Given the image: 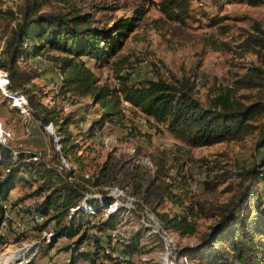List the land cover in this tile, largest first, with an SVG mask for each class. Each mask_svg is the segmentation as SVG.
<instances>
[{
  "label": "rangeland",
  "instance_id": "1",
  "mask_svg": "<svg viewBox=\"0 0 264 264\" xmlns=\"http://www.w3.org/2000/svg\"><path fill=\"white\" fill-rule=\"evenodd\" d=\"M150 1L157 0H89L86 4L94 21L103 26L132 17L136 11L144 9L136 30L106 65L83 59L100 85L117 88L118 76H127L131 82L156 74L162 79L186 76L195 82V97L204 102L222 88L236 87V81L249 73L250 68L264 71V53L241 54L238 49L245 32L254 33L256 25L264 32V0L258 5L250 4L248 0H192L191 17L184 25L165 19ZM19 2L3 0L0 6V59L9 29L15 23L9 12H15ZM211 19L220 22L210 26ZM48 55L55 56L44 53L42 58H35L37 63L32 65L20 60L23 71L34 77L23 89L42 107L57 112L59 120L69 119V131L84 159V179L93 182L94 177H100L99 188L113 199L111 206L106 208L100 204L99 208H90L86 201L81 203L80 208L86 204L83 209L89 214L94 215L96 208L101 210V215L90 219L91 222L96 223L100 218L105 220L117 209H125L119 218L120 225L109 233V237L102 238L104 247L108 242L116 247L117 240L127 243L138 232L142 239L138 241L136 254L127 259L115 252L112 257L124 264H197L185 256L178 257L177 253L183 248L194 247L215 224V218L199 215L196 218L197 233L180 237L162 230L160 222L149 210L140 215L137 204L151 203L148 194L156 185H168L175 196L174 201L154 205L157 213H166L170 217L182 213L185 207L195 208L206 201L226 203L235 198L243 186L239 174L253 169L264 153V145L259 147L264 138V114L256 117V130L242 142L191 148L174 138L165 125L154 123L123 103L122 120L115 118L89 138L86 128L103 110L93 105L90 97L76 100L63 97L59 93L62 75ZM7 84V73L0 69V144L12 149L13 154H35L38 156L36 161L51 160L61 148L55 128L52 124L43 128L31 114L26 97L17 92L10 93ZM235 96H249L250 102L264 101V78L262 88L237 89ZM77 119L83 120L79 126L73 124ZM32 160H35L33 155ZM59 161L60 170L68 171L72 167L63 157H59ZM100 172H103L102 177ZM37 185L36 181H30L18 186L10 196L12 205L18 198L16 205H10L9 209L3 205L6 220L1 226L4 238L0 244V264L71 263L69 248L75 239L62 238L52 248L47 247L53 237V224L42 232L37 229L44 220L34 211L35 203L42 198L35 194ZM252 190L264 205V183H257ZM86 195V200L102 199L99 194ZM133 209L137 213L130 212ZM88 235L101 236L94 230ZM174 248L177 249L175 253ZM83 250L91 252L93 247L85 245L79 251ZM76 264L87 262L80 259Z\"/></svg>",
  "mask_w": 264,
  "mask_h": 264
},
{
  "label": "trees",
  "instance_id": "2",
  "mask_svg": "<svg viewBox=\"0 0 264 264\" xmlns=\"http://www.w3.org/2000/svg\"><path fill=\"white\" fill-rule=\"evenodd\" d=\"M19 1L17 10L9 12L15 23L9 29L4 43L0 69L7 73V90L26 97L35 120L43 128L52 124L61 148L59 153L53 154L51 160L34 161L32 155L21 152L13 154L12 149L0 144V244L4 238L1 226L6 220L3 205H7L8 209L10 205L15 206L18 199L12 205L10 193L18 186L36 181L38 185L35 194L42 198L35 203L34 211L35 215L44 219L37 229L42 232L53 224V237L47 247L52 248L62 238L75 239L69 248L70 264H76L80 259L87 264H124V261L121 263L111 254L117 252L118 255L129 257L136 254L142 235L137 232L127 243L117 240L116 247L110 242L104 247L102 238L109 237V233L120 225L119 218L125 209H117L105 220L100 218L96 223L91 222L90 219L101 215V210L97 209L98 204L106 208L111 206L113 199L107 196V191L99 188L100 177H94L93 182L84 179V159L80 154V146L69 131V119L59 120L57 112L42 107L23 89L34 77L23 71L20 60L25 63L30 59L42 58L44 53L55 54L48 55V58L62 75L59 93L73 100L90 97L93 105L103 110L87 126L89 138L101 131L106 123L114 122L115 118L122 120V104L127 103L154 123L165 125L174 138L191 148L242 142L252 135L256 130L254 120L264 114V101L258 99L250 102L249 96L238 98L235 91L262 88L264 71L250 68L249 73L236 81V87L222 88L204 102L195 97V82L186 76L162 79L156 74L136 82H131L127 76H118L117 88L100 85L83 59L106 65L136 30L144 9L136 11L132 17L121 18L111 25L103 26L98 25L92 13L88 12L89 5L86 4L89 0ZM2 2L0 0V6ZM150 2L168 21L184 25L191 17L192 0ZM248 2L258 5L263 0ZM219 22L211 19L210 26ZM254 30V33L245 32L242 43L238 45L241 54L264 53V32L257 25ZM3 99L8 101L5 97ZM80 123H83L82 119L73 122L75 126ZM263 145L264 138L259 147ZM59 157L72 165L68 171L59 169ZM100 174L102 177L103 172ZM239 176L243 181L242 190L226 203L206 201L195 208H182V213L170 217L166 213H157L155 206L167 200L174 201L175 196L168 185H156L148 194L152 198L151 203H138L137 209L141 211L140 215L149 210L160 222L162 230L174 232L180 237H191L197 233L196 218L199 215L215 218V224L199 242L194 247L180 250L178 257L185 256L197 264H264V205L252 190L257 183H264V153L253 169ZM90 187L93 188L92 192L89 191ZM88 193L99 194L102 199L86 200ZM84 201L90 208L97 207L94 215L80 208ZM130 212L137 213L134 209ZM92 230L101 236L88 235ZM85 245H92L93 251L80 252V248Z\"/></svg>",
  "mask_w": 264,
  "mask_h": 264
},
{
  "label": "crops",
  "instance_id": "3",
  "mask_svg": "<svg viewBox=\"0 0 264 264\" xmlns=\"http://www.w3.org/2000/svg\"><path fill=\"white\" fill-rule=\"evenodd\" d=\"M28 64H36L37 62L36 61H34V59H30L28 62H27ZM39 64V63H38ZM55 80V79H54ZM13 193V191L10 193V196H11V194ZM18 199V198H17ZM17 199H15V201L17 200ZM14 200V199H13Z\"/></svg>",
  "mask_w": 264,
  "mask_h": 264
},
{
  "label": "built area",
  "instance_id": "4",
  "mask_svg": "<svg viewBox=\"0 0 264 264\" xmlns=\"http://www.w3.org/2000/svg\"><path fill=\"white\" fill-rule=\"evenodd\" d=\"M18 153V152H17ZM33 158H38V156H36L35 154H32ZM5 204V203H4ZM1 231H4V229H1ZM177 252V249L174 248V253ZM129 256L126 255V258L128 259Z\"/></svg>",
  "mask_w": 264,
  "mask_h": 264
},
{
  "label": "bare ground",
  "instance_id": "5",
  "mask_svg": "<svg viewBox=\"0 0 264 264\" xmlns=\"http://www.w3.org/2000/svg\"><path fill=\"white\" fill-rule=\"evenodd\" d=\"M19 95V94H18ZM15 97H16V95H15ZM20 98V97H19ZM17 102H19V101H17ZM21 102V101H20ZM59 148H60V146H59ZM60 150V149H59ZM34 161H36V158H35V160ZM83 207H86V204H84L83 205Z\"/></svg>",
  "mask_w": 264,
  "mask_h": 264
}]
</instances>
